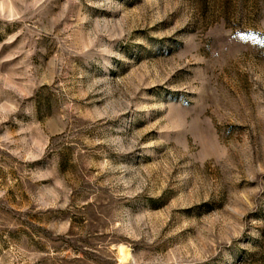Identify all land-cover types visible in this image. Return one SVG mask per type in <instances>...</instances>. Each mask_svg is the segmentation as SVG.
<instances>
[{
  "label": "rangeland",
  "instance_id": "374dc122",
  "mask_svg": "<svg viewBox=\"0 0 264 264\" xmlns=\"http://www.w3.org/2000/svg\"><path fill=\"white\" fill-rule=\"evenodd\" d=\"M0 264H264V0H0Z\"/></svg>",
  "mask_w": 264,
  "mask_h": 264
}]
</instances>
